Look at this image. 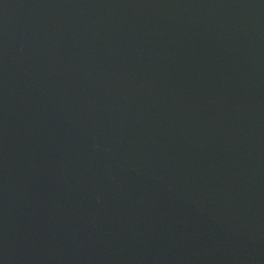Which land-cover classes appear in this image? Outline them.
I'll use <instances>...</instances> for the list:
<instances>
[{
	"label": "water",
	"instance_id": "1",
	"mask_svg": "<svg viewBox=\"0 0 264 264\" xmlns=\"http://www.w3.org/2000/svg\"><path fill=\"white\" fill-rule=\"evenodd\" d=\"M0 264H264V0H0Z\"/></svg>",
	"mask_w": 264,
	"mask_h": 264
}]
</instances>
